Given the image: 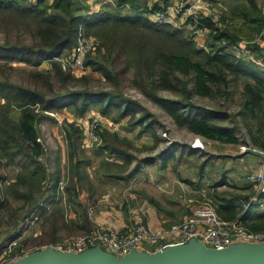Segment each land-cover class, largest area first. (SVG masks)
Wrapping results in <instances>:
<instances>
[{"label": "trees", "instance_id": "obj_1", "mask_svg": "<svg viewBox=\"0 0 264 264\" xmlns=\"http://www.w3.org/2000/svg\"><path fill=\"white\" fill-rule=\"evenodd\" d=\"M162 1L169 5L172 0ZM230 1L236 2L229 4L232 17L249 24L253 32L261 29L264 12L257 0ZM146 2L101 0L100 8L90 12L87 0H0V234L3 237H18L22 224L35 217L43 220L39 243L61 239L59 231L63 227L75 233L88 231L94 223L86 202H81L79 197L82 183L90 184L80 173V167H84L80 165L82 160L75 157L81 146L82 130L74 122H64L66 160L72 164L71 179L64 186L65 202L72 205L75 214L65 218L63 197L57 186L61 172L56 169L52 179L49 178L47 164L42 160L44 145L37 139V123L48 116L45 110L71 106L83 114L90 105H98L106 114L115 108L117 120L128 117L131 125H140L143 131L152 133L154 145L158 143L155 123L159 122L145 111L135 117L140 110L133 107L136 102L123 95L121 76L146 98L162 105L176 125L210 140L238 143L232 127L213 121L215 117L229 116L221 106L238 101V113L243 118L255 116L258 130L250 138L255 147L264 151V65L237 58L227 51L240 40L239 33L204 18L210 28L206 49L189 31L169 22L153 23L146 14ZM80 30L99 39L95 51L86 55L84 63L91 73L98 72L111 90L92 89V83L102 79L86 73L73 77L52 59L74 46ZM253 49L264 63L262 49ZM44 60L49 65L40 68ZM14 62L32 68L27 70ZM16 69L22 76L19 81L11 77ZM162 91L171 96L162 95ZM208 97L218 105L217 109L198 103ZM100 133L99 152L116 155L122 162L106 160L96 172L101 171L100 176L109 181L128 180L137 173V164L127 171L134 157L117 143L132 147V142L119 137L116 131L101 129ZM10 164L17 165L19 171L13 181L5 184L2 168ZM47 179L52 184L43 188ZM92 191H88L90 196ZM255 196V200L244 204L242 195L229 197L214 193L212 201L221 218L240 219L247 229L264 231V193ZM15 201L19 202L17 206L13 205ZM259 206L262 207L256 209ZM28 240L25 238L22 244Z\"/></svg>", "mask_w": 264, "mask_h": 264}, {"label": "rangeland", "instance_id": "obj_2", "mask_svg": "<svg viewBox=\"0 0 264 264\" xmlns=\"http://www.w3.org/2000/svg\"><path fill=\"white\" fill-rule=\"evenodd\" d=\"M95 1L99 2V5L96 7L93 6ZM152 1H157L156 3H162V5H164L162 0ZM257 2L261 8H263L264 12V0H257ZM87 3L89 5V11L96 12L100 8L101 0H87ZM230 3L236 4V2L230 0H210V4L212 5L209 8L220 16L217 20L219 26L229 31L239 33L240 40L250 41L253 52V47L255 49L261 48L262 52H264V21L261 29L253 32V29L249 24L232 17L229 6ZM200 10L204 13L209 12L205 11L202 7ZM180 20L183 21L180 17L173 18L172 22L169 23L182 28L185 31H189L191 34L188 23L184 21L187 24H183ZM209 29L210 28H207V30L205 29L206 41L209 38ZM96 39L99 41L98 38ZM203 45L204 48L208 49L207 45ZM95 49L93 51H95ZM258 61V64L264 65L260 59H258ZM48 63V60H44L39 67H46V65H49ZM14 64L23 66L24 69L27 70L32 68L30 65H21L16 62H14ZM70 72L73 77H80L82 73H86V75H91L93 78L102 79L98 72L91 73V70L88 67L85 72ZM11 77L14 80H18L22 76L20 71L16 69L13 71ZM121 77L123 95L134 101V103L136 102L137 104H134L133 107L140 110L135 113V117L140 116L143 111H145L152 115V120L155 119V121L159 122V124L155 123V131L160 138L156 145H154V137L152 136V133L149 131H143V127L140 125H131L129 122L130 120H127L128 117L117 120L116 117L118 112L115 108L110 109L106 114L101 112L98 105H90L83 114L77 113L71 106H63L60 109L53 111L45 110L47 113L49 112L54 115L52 116L53 120L50 127L58 128L57 130H59V133H61V128L63 131L64 122L66 121L74 122L82 130L81 146L78 147L75 157L82 160V164L80 165L84 167H80V173L83 174L85 179L90 181V184H87L86 182L82 183L83 188L81 189L88 194V191H92L93 186L97 188L92 191L93 197L91 200H94L95 197L100 198L107 194V197H109L108 200H102L100 204L97 205L92 201H86L88 215L93 222H95L94 216L96 213H99V209H105L113 205L120 208L121 216L123 215L125 219H129V222L132 224L135 223L133 216L138 215L142 217V212L148 207L147 205L155 206L160 214L166 211L172 214L176 213L178 215L174 221H179L183 216L188 214L194 206L213 200L214 193H220L223 196L229 197L233 195H242L244 198V204L256 199L250 198V196L255 193V188L254 184L247 179L248 173L252 170V167L255 164H253L251 160L243 158L247 155L248 157L253 158L258 157L259 162L261 161V156L257 153L261 149L255 147L250 138V135L258 130L256 128L257 121L254 115H249L247 118H243L242 115L238 113L239 102L229 101L221 106V109L226 110L229 113V116L215 117L213 121L221 125L232 127V130L238 139V143H226L206 139L197 133L176 125L172 117L162 105L146 98L135 87L126 82L123 76ZM92 85V89L96 91L112 89L110 84L104 82L103 79L98 83H92ZM76 87L77 89H80L79 86ZM161 93L165 96H171L167 91H162ZM198 103L214 109H217L216 107H218V105L214 104L213 100L209 97L198 100ZM139 105L143 108L142 110ZM92 117L98 118L97 128L99 142L95 143L93 146H89L85 144L84 134L85 126L87 125L88 120ZM41 125L44 124L40 122L37 123V127H41ZM101 129H107L110 132L116 131L119 137L126 138L132 142V147L117 143L120 147L126 149L127 152H131V155L134 157V161L127 171L137 164V166H135V168L138 169L137 173L130 176L128 180L120 182L108 180L109 182L107 181L106 183L105 181H98L101 171H96L101 170L99 169L100 164L106 160L122 162V160L116 155H111L103 151L99 152V145L102 142V136L100 133ZM38 140L42 141L45 145L46 151L43 156L44 159L46 158V163L53 168H56L57 165H59L64 170V172L61 171V173L66 184L68 179H71V162H67L65 157L58 161L59 156L56 157V148L54 147L52 139L49 138L48 142V139L46 140L44 138L43 140V137L40 136ZM65 145H67L66 141ZM67 148L68 147L65 146V154L67 153ZM50 150H54L53 153ZM46 154H49V157H45ZM57 155H59V152ZM146 162L147 164H145ZM159 167H161V169H159ZM65 184H63V191H60L62 197H64L62 202L65 218H69L71 216L73 217L75 214L73 213L72 205H68V203L66 204L65 202ZM109 191L115 192L116 194L120 193L115 197L113 203H111L112 196L109 194ZM18 204L19 202L17 201L13 203L14 206H17ZM261 207L262 206H259L256 209H260ZM133 209H135L136 212H133ZM127 219L125 224L129 223ZM22 225L24 226L19 235L20 237L18 238L21 243L25 238L29 239L26 244H23L25 247L31 248L33 246L50 242L45 241L39 243V236L42 234L41 232L43 229V220L36 219ZM18 227V225L15 227V231H17ZM68 231L69 230L65 227L60 229L59 232L61 234V239L84 232L71 233ZM13 237L15 236H12V238ZM34 238L37 240L35 241Z\"/></svg>", "mask_w": 264, "mask_h": 264}, {"label": "built area", "instance_id": "obj_3", "mask_svg": "<svg viewBox=\"0 0 264 264\" xmlns=\"http://www.w3.org/2000/svg\"><path fill=\"white\" fill-rule=\"evenodd\" d=\"M30 1L36 2L37 0ZM156 2L152 0L146 2L145 9L148 18L158 23L172 22L173 18H182L183 21L180 20V22L188 23L191 36L200 46L205 44V29L208 28L204 18L219 26L217 20L220 16L209 8L212 5L210 0H175L167 6ZM201 7L209 12L204 13L200 10ZM97 45L98 41L94 36L86 35L80 30L74 46L65 53L53 56L52 59L58 61L64 70L85 72L87 70L84 63L85 57ZM227 51L237 58L259 62L254 56L250 41L239 40L228 47ZM97 126V117L88 120L84 134L86 145L93 146L99 142ZM260 152L264 154L263 150ZM247 179L254 184L255 188L251 199H255L256 193H264L263 157H261L258 168L248 173ZM59 190L63 191L62 181H60ZM36 219L37 217L31 222ZM18 237L0 243V264H16L30 254L46 248L63 253H79L98 247L104 252L124 256L131 253H160L168 246L183 245L191 241H198L205 247L216 250H222L236 242L264 243V231H251L240 222V219L221 218L212 200L194 206L179 221H174L167 226H150L143 221H138L115 228L103 221H95L88 231L31 248L25 247Z\"/></svg>", "mask_w": 264, "mask_h": 264}, {"label": "water", "instance_id": "obj_4", "mask_svg": "<svg viewBox=\"0 0 264 264\" xmlns=\"http://www.w3.org/2000/svg\"><path fill=\"white\" fill-rule=\"evenodd\" d=\"M257 153L264 158L262 152ZM241 243L216 250L191 241L168 246L160 253H131L124 256L104 252L98 247L79 253H63L46 248L16 264H264V243Z\"/></svg>", "mask_w": 264, "mask_h": 264}, {"label": "crops", "instance_id": "obj_5", "mask_svg": "<svg viewBox=\"0 0 264 264\" xmlns=\"http://www.w3.org/2000/svg\"><path fill=\"white\" fill-rule=\"evenodd\" d=\"M173 1L170 2L173 3ZM99 5V2L98 1H95V3L93 4L94 7L98 6ZM187 24V23H185ZM46 112V111H44ZM47 113V112H46ZM48 116L42 118L39 122L44 124V125H41V127H37L38 130H39V137L42 136L43 137V140L44 138L47 140L48 139V142H49V138L52 139L53 143H54V147L56 148V151H55V154H56V157L59 156L58 158V161H60V159H62L63 157L66 158V154L64 153V150H65V139L63 138V131H62V128H61V133H59V130H57L58 128L56 127H50V124L53 120V117L54 115H52L51 113H47ZM38 122V123H39ZM39 125V124H38ZM39 141V140H38ZM43 145L44 143L42 141H40ZM44 149L46 151V148H45V145H44ZM60 149H61V153H60ZM53 151L54 150H50ZM59 152V155H57V153ZM45 154V153H44ZM45 157H49V154H46ZM255 157V156H254ZM44 159V156L42 157ZM244 159L246 160H251L253 164V167H252V171H254L255 169L258 168L259 166V159L258 157H248L247 155L243 157ZM3 161H5V159H3ZM46 162V161H45ZM47 167H46V170H47V173H49V178L52 179V176H53V173L55 172L56 169H59L60 172H64V170L62 169V167H60L59 165H57L56 168H53L51 165L49 166L48 163H46ZM159 169H161V167H159ZM2 171L3 173L5 174V179L3 181V183H8L10 181H13L16 177V174L17 172L19 171V167L17 165H14V164H10V165H6V166H3L2 168ZM137 177V176H136ZM63 176H62V173H61V176L59 177L58 181H57V186H58V189H59V184H60V181L63 182V184H65L64 180H63ZM75 178V177H74ZM98 181L102 182V181H105V183L108 181V179L106 178H103L99 175V178H98ZM52 184V181L50 179H47L43 185V188H47L49 187L50 185ZM119 184V183H118ZM65 186V185H64ZM95 187V186H94ZM96 188V187H95ZM97 189V188H96ZM112 196L111 198V203H113V201H115V197L118 196V194L120 193H115V192H111L109 191ZM107 195H103L102 197L98 198V197H95L94 200H91V198L93 197V194L90 196L89 194L85 193L84 190H81V193L79 195L80 197V200L81 202L84 201H92L93 203H95V205L97 204H100V202L102 200H108L109 197H107ZM64 198V197H63ZM62 198V199H63ZM148 207L142 212V217L138 216V215H135L133 216V219H134V222H138V221H143L147 224H149L150 226H167L169 225L170 223L174 222V219L177 218V215L176 213L172 214L168 211L166 212H162L161 214L158 212L157 208L155 206H149L147 205ZM119 209V210H118ZM120 208H117L115 207L114 205L111 206V207H107L105 209H99V213H96L95 216H94V221H103L113 227H119L123 224H125V217L121 214H120ZM133 212H136L135 209H133ZM143 219V220H142ZM128 222L130 221L129 219H127ZM131 224V222H129ZM128 223V224H129ZM12 237L11 236H8L7 238L4 236L3 237V234H0V243L2 242H6L7 239H11ZM239 244H242L241 242H236L235 245H239Z\"/></svg>", "mask_w": 264, "mask_h": 264}]
</instances>
